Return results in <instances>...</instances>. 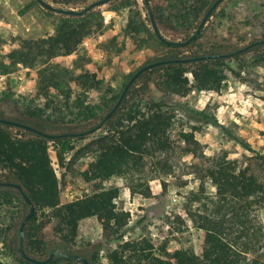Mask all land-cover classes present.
Here are the masks:
<instances>
[{"label":"rangeland","instance_id":"obj_1","mask_svg":"<svg viewBox=\"0 0 264 264\" xmlns=\"http://www.w3.org/2000/svg\"><path fill=\"white\" fill-rule=\"evenodd\" d=\"M47 1L78 10L93 0ZM211 1L208 0L207 6ZM90 13L100 15L104 26L98 33L87 37L77 51L53 57L45 67L17 64L10 69V74L0 75V117L37 124L48 133L81 132L96 125L116 101L96 117L74 122L67 120L68 109L56 107L59 101L47 93L45 99L49 102L54 100L56 105L43 110L40 117L31 116L25 105L36 103L43 109L45 102L44 93L38 86L39 70L63 73L61 69L82 63L106 84L112 94H120L139 67L167 58L171 53L181 52L183 56L179 58L208 52L227 53L264 38L259 28L264 23V0L225 1L199 37L180 48H165L155 43L157 40L150 31L142 0H116ZM49 14L35 1L31 5L30 0H0V55L19 48L26 41L52 35L55 20ZM156 21L162 35L173 41L185 40L196 24L186 30H171L157 18ZM236 57V61L226 59L234 73L227 74L219 92H195L190 89L184 95L170 93L164 86V69L146 75L148 89L144 96L138 94L137 98L147 97L158 101L163 110H175V119L168 134L171 147L147 157L145 165L132 172V177H111L102 183L82 179V171L93 159L92 152L87 148L96 146L95 139L104 134L106 128L94 135L73 139L74 149L66 154L61 168L50 146L48 153L60 182V203L92 194L100 186L117 187L116 210L128 215V232L124 240L147 238L155 246L165 242L169 247H181L197 253L199 231L193 227L192 217L210 207L209 199L214 194V187L205 170L221 165L237 170L248 167L250 173L264 183V46ZM141 84L140 80H136L130 87L131 94ZM35 93L40 95L30 101ZM103 95L92 91L84 95L85 104L98 103ZM127 98L132 99L130 94ZM121 110L115 117L121 114ZM192 110L202 111L213 119L197 118L192 122ZM192 124L194 130H190ZM16 129L11 127L12 131ZM161 160L164 165L154 164ZM0 181H3L1 175ZM11 193L20 200L15 196L9 197V202H3L4 207L0 209V229L10 223L6 233L0 234V264H17V259H21L17 253V232L27 207L15 191ZM251 208L255 209L252 213L258 221L264 224V208ZM80 237L77 246L70 247L71 251L85 257L89 264H109L101 250L107 241L95 219L83 222ZM58 243L48 244L41 254H29L44 259ZM25 250L27 252L26 245ZM59 264L77 263L70 259V262Z\"/></svg>","mask_w":264,"mask_h":264},{"label":"trees","instance_id":"obj_2","mask_svg":"<svg viewBox=\"0 0 264 264\" xmlns=\"http://www.w3.org/2000/svg\"><path fill=\"white\" fill-rule=\"evenodd\" d=\"M150 2L158 22L171 30H186L196 22L208 0ZM30 3L33 5L34 1L30 0ZM49 16L55 20L54 33L26 41L6 55H0L1 76L10 74V69L17 64L45 67L51 58L77 51L87 37L98 33L104 26L103 18L96 13L79 18ZM259 28L264 33V23ZM149 37L152 39L150 34ZM155 43L169 48L160 42ZM172 54L159 60L177 58ZM237 59L233 57L231 60ZM157 69H164L165 88L180 95L190 89L219 92L227 74L234 73L226 59L169 64L144 73L139 78L141 86L133 89L134 94L128 91L123 99L119 108L121 114L108 120L105 133L95 139L96 146L87 148L93 159L81 173L84 181L102 183L111 177H132V172L145 165L147 157L171 147L168 134L173 127L175 110H163L158 101L142 98L148 89L146 75ZM47 70H39L38 86L44 96L47 93L52 95L59 104L56 105L54 100L49 102L46 96L43 109L36 103H27L25 108L31 116L40 117L43 110L56 105L68 109V121H86L118 99L119 94H112L106 84L82 63L61 69L63 73H45ZM92 91L110 95H103L98 103L89 106L85 104L84 95ZM128 94L132 99L127 98ZM138 94L142 96L137 98ZM36 95L40 94L35 93L30 101L35 100ZM190 115L192 122L197 118L213 119L202 111L192 110ZM23 123L42 130L37 124ZM194 128L192 124L190 130ZM72 142L70 138L48 141L28 131H12L10 126L0 124V175L3 180L18 182L34 204V213L24 230L28 253L41 254L48 244L56 241L60 246H77L81 239V225L86 220L95 219L107 241L101 250L109 264H264V224L258 221L252 213L255 209L251 208H264V183L250 173L248 167L237 170L221 165L205 170L214 194L209 199L210 207L192 217L193 227L199 231L197 253H194L181 247H169L165 242L155 246L147 238L124 240L128 232V215L116 210L117 187L100 186L92 194L61 204L60 182L48 150L53 147L57 165L61 168L66 154L74 149ZM259 158L263 159L262 156ZM154 164L165 163L161 160ZM0 189V209H3V202L8 203V198L15 195L11 193L12 189ZM146 190L148 193V187ZM15 198L20 200L18 196ZM9 228L10 223L0 229V234L4 235ZM61 262H70V259L58 257L47 264ZM17 264L32 263L17 259Z\"/></svg>","mask_w":264,"mask_h":264},{"label":"water","instance_id":"obj_3","mask_svg":"<svg viewBox=\"0 0 264 264\" xmlns=\"http://www.w3.org/2000/svg\"><path fill=\"white\" fill-rule=\"evenodd\" d=\"M42 9H44L46 12L61 16V17H71V18H79L83 17L86 14L94 11L95 9L102 7L106 4H110L116 0H93L89 3H87L83 8L74 10L66 7H60L57 5H53L52 3L48 2L47 0H34ZM145 11L147 14V20L148 25L150 28V31L154 38L160 42L161 44L169 47H185L188 44L195 41L199 35L201 34L204 27L207 25V23L212 19L213 15L216 13V11L220 8V6L227 0H212L209 5L204 9L201 16L199 17L198 21L195 24L193 32L188 35V37L183 41H173L165 38L162 33L160 32V29L158 27L156 18L153 13V9L151 6L150 0H142ZM259 46H264V38L257 39L255 41H252L251 43L235 49L231 52L227 53H211V54H197L191 57H182V58H173V59H166V60H156L154 62L145 64L141 67H139L128 79V81L125 83L121 93L118 96V99L113 104V106L107 111V113L102 117V119L94 126L90 127L87 130L81 131V132H65V133H48L42 130H39L35 127H32L26 123L14 121L10 119H5L0 117V124L7 125L13 128H17L23 131H28L30 133H33L35 135H38L44 139H47L48 141H53L59 138H70V139H76L81 137H87L96 134L97 132L103 130L106 127V122L113 118L119 111V108L122 104L123 99L125 98L127 92L129 91L130 87L134 84L136 80H138L144 73L147 71H150L154 68H159L165 65L169 64H192V63H198V62H206L216 59H231L233 57L242 55L248 51L253 50L254 48H257ZM150 87H152V84H149ZM0 188L3 189H12L15 191L20 198L22 199L23 203L27 207V212L23 216L22 221L18 228V247H17V253L19 254L20 258L24 260L25 262L32 263V264H47L50 261H52L55 258L58 257H65L68 259H72L77 264H89L88 260L85 257H82L79 254L74 253L70 250L69 247L56 245L54 249H52L46 258L39 259L36 258L25 250V233L24 230L27 226L29 218L34 213V204L29 198L28 195H26L24 189L22 186L14 181V180H3L0 181Z\"/></svg>","mask_w":264,"mask_h":264},{"label":"flooded vegetation","instance_id":"obj_4","mask_svg":"<svg viewBox=\"0 0 264 264\" xmlns=\"http://www.w3.org/2000/svg\"><path fill=\"white\" fill-rule=\"evenodd\" d=\"M172 54V53H171ZM172 55H174V56H176L177 58H179L180 57V55H181V52H174ZM179 56V57H178ZM181 56H183V55H181ZM139 80V79H138Z\"/></svg>","mask_w":264,"mask_h":264}]
</instances>
